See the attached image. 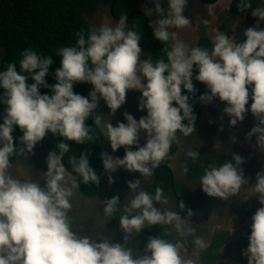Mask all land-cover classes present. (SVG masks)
Wrapping results in <instances>:
<instances>
[{
    "label": "clouds",
    "instance_id": "obj_1",
    "mask_svg": "<svg viewBox=\"0 0 264 264\" xmlns=\"http://www.w3.org/2000/svg\"><path fill=\"white\" fill-rule=\"evenodd\" d=\"M166 2L165 9L162 0H152L157 18L149 21L156 40L175 41L165 48L166 59L141 58V32L129 27L122 14L114 25L101 24L87 36L79 32L73 45L56 50L59 66L51 71L54 83L46 80L53 57L32 48L20 53L19 70L15 62L0 70V264H194L185 255L189 236L196 248L207 249L208 243L195 234L190 219L193 210L188 208L182 217L177 204L168 207L162 187L148 191L141 177L147 180L168 157L178 132L196 133V101L209 104L216 98L225 102L222 113L228 116L230 127L250 112L257 122L245 139L251 142L255 135L254 147L264 152V27L260 26L264 7L251 8V0H239L240 11L251 8V15L258 18L255 24L243 29V39L217 30L209 49L176 40L175 29L190 24L183 14L188 0ZM194 81L203 83L207 91L196 96ZM79 83L91 85L87 95L74 91ZM41 88L49 92L42 93ZM129 90L139 92L137 110L146 115L137 119L124 111V121L113 125L112 117L126 102ZM101 100L106 113L97 110ZM105 114L110 118L105 119ZM89 117L92 125L86 123ZM93 125L107 139L112 153L124 148L123 156L100 153L109 183L118 168L139 173L127 181L131 196L124 203L118 195L101 200L103 215L109 219L122 210L123 242L73 230V195L80 184H98L99 175L84 152L69 156L72 173L63 158L70 150L67 141L80 145L93 139ZM16 128L22 135L15 137L18 143L14 144ZM48 133L62 139L45 157L42 182L30 175H13L10 157L27 159ZM235 141L232 136L231 142ZM214 148L221 151V142H215ZM186 155L193 162L200 157L197 148ZM243 162L244 157L234 152L231 160L207 164L199 177L201 190L221 200L237 195L242 185L249 184ZM251 187L260 207L251 216L248 244L241 255L247 257V264H264V167L256 172ZM178 207L185 210L184 202ZM152 225L169 226L168 232L174 231L177 238L150 236L142 253H134L128 241Z\"/></svg>",
    "mask_w": 264,
    "mask_h": 264
},
{
    "label": "flooded vegetation",
    "instance_id": "obj_2",
    "mask_svg": "<svg viewBox=\"0 0 264 264\" xmlns=\"http://www.w3.org/2000/svg\"><path fill=\"white\" fill-rule=\"evenodd\" d=\"M214 3H207L204 0H188L183 14L192 24H195L194 21L205 17L207 8ZM230 3L231 0L228 7ZM161 7L167 8L166 0H162ZM256 7H264V0H255L251 3V8ZM251 8L238 13L228 10L234 22L231 30H233V34L236 37L242 36L243 29L253 26L258 19L251 15ZM80 12L87 25V34L101 24L114 25L120 15L126 14V24L129 27L135 26L141 32V58L145 59L148 55L151 56L155 38L149 21H154L157 18L152 0H83ZM150 12H154V15L148 16ZM260 26L264 27V21L261 22ZM201 36L208 35L203 34ZM170 44H173L172 40ZM3 57H5V48L0 45V67ZM81 84L88 93L91 85L89 83ZM201 84V93H203L207 89L203 83ZM138 96L139 92L136 90L127 92L126 102L121 105L112 117L111 122L113 125L118 120L124 121L122 115L124 111H128L137 119L142 115H146V111L137 110ZM224 103L216 98L209 104L201 103L200 117L195 123L196 133L194 132L189 136L178 133L175 140L176 148L169 160L165 163H160L154 169L153 175L147 180L141 177L142 186L148 191L154 192L156 187H162L169 198L168 207L175 208L177 204L176 211L182 217L186 215L188 208L193 210L194 215L190 219L196 228L195 234L203 238L208 243V247L207 249L196 248L192 243L193 237L189 236L185 241V255L198 264H220V260L214 257V254L219 257L221 255L226 256L225 264H247V257L241 255V250L246 248L248 244L247 237L250 234L251 216L260 207L256 195H252L251 184L255 183L256 172L264 167V159H260V156L252 150L250 142L245 139V134L257 121L250 112L247 113L244 120L239 122L238 125L242 138L236 140L235 143L231 142V137L224 129V124L228 121L225 120L227 115L222 113ZM250 103L251 99H249ZM97 110L104 113L108 111L103 100L100 101ZM104 118L108 119L110 117L105 114ZM217 121L223 126H217L214 123ZM12 134L14 136V144L18 143L15 137L22 135V132L18 129ZM252 139H255V135ZM144 141V134L141 133L140 143L143 144ZM217 141L222 144L223 149L221 151H217L214 148V144ZM132 147L134 148L135 146ZM196 148L200 153V157L193 162L191 158L187 157L186 152L189 149ZM51 150L47 136H45L37 143L32 154L27 159L23 156L10 157V162H12L11 173L15 176L18 173L17 177L20 178L30 175L32 179H39L42 182V174L40 172L46 170L45 157ZM103 151H107L114 156H123L124 154L123 146L112 153L110 145L105 138L100 148V152ZM234 152L244 157L242 167L245 176L249 178V184L242 185L239 193L229 197L227 200L208 196L199 186V177L203 174L204 167L209 163L218 165L226 160H231ZM185 168L187 169L186 172L184 171ZM164 170L167 171L164 172ZM108 175V173L104 172L102 166L99 174V183L93 194L86 195L80 187L74 193L72 198L73 230H78L81 235H103L110 237L113 241L123 242L124 233L119 226V215L122 214V210L109 219L103 215L101 200L112 195H118L121 203H124L125 198H130L131 196V193H127V181L138 177L139 173L118 168L114 173H111L113 177L112 183H109ZM180 201L184 202L185 210H181L178 207ZM243 203L246 206H243ZM229 221L233 222L231 226H228ZM164 228L166 231L163 230ZM168 228L169 226L164 225L147 226L142 229L141 233L132 237L128 241L127 246L131 247L134 253L141 254L148 237L156 235L154 231H157L158 236L167 234L166 238L176 239L175 232H168ZM231 258L233 263L230 261Z\"/></svg>",
    "mask_w": 264,
    "mask_h": 264
},
{
    "label": "trees",
    "instance_id": "obj_3",
    "mask_svg": "<svg viewBox=\"0 0 264 264\" xmlns=\"http://www.w3.org/2000/svg\"><path fill=\"white\" fill-rule=\"evenodd\" d=\"M204 1L212 4L216 0ZM254 1L251 0V3ZM238 3L239 0H231L229 10L238 13L240 11ZM82 5L83 0H0V45L5 48V57H3L0 70L5 69L9 62H15L17 70H19L20 53L25 48H32L39 54L53 57V64L50 66V73L46 76V80L49 83H54L55 80L51 71L59 66L56 50L63 46L73 45L79 32H84L87 36V25L80 12ZM237 38L243 39V35L237 36ZM170 43L171 40L165 44L155 39L151 59L153 61L158 58L166 59L165 48L171 47ZM197 45L210 48L212 42L208 36H201L197 40ZM194 84L198 89L195 95L198 96L202 91V84L198 81H194ZM40 91L42 93L49 92L45 88H41ZM74 91L87 95L81 83L74 85ZM2 111L3 106H0V112ZM193 111L196 113V123L201 113L199 101L193 104ZM86 123L93 124L91 117ZM92 132L93 139L84 144L77 145L72 141H67L70 144V150L65 154L63 162L69 172H72L68 162L69 156L79 157L80 153L84 152L88 156L90 166L96 169L98 175L100 174L102 168L100 148L104 137L94 125ZM46 136L48 145L52 150H54L55 144L62 139L59 136H53L51 133L46 134ZM175 148L176 142L174 141L168 157L161 163L169 160ZM96 186L97 184L89 183L87 185L80 184L79 187L86 195H90L95 192ZM163 230L166 231L165 228ZM154 234L158 235L157 231H154ZM214 257L219 259L216 254Z\"/></svg>",
    "mask_w": 264,
    "mask_h": 264
},
{
    "label": "rangeland",
    "instance_id": "obj_4",
    "mask_svg": "<svg viewBox=\"0 0 264 264\" xmlns=\"http://www.w3.org/2000/svg\"><path fill=\"white\" fill-rule=\"evenodd\" d=\"M230 0H218L213 5L209 6L207 8V14L205 17H202L199 20H195L192 24L190 22L189 25L175 29L176 31V40L183 41L190 46H198L197 40L201 35H208L210 39L212 40L217 30H222L228 35H234L232 27H233V18L231 17L230 13L228 12ZM154 15V12H150L148 16ZM175 41H173L174 43ZM212 47V46H211ZM211 47L209 49H211ZM195 71V69H194ZM225 120H228V116H225ZM217 126H223V124L217 122H214ZM239 123L235 127H230L228 124V121L224 124V129L227 131L230 137L235 136L236 140H239L242 138V134L240 132V129L238 128ZM220 128V127H219ZM222 129V128H221ZM255 139H252L250 142V146L252 150H254L258 156H260V159H264V152L258 151L255 147ZM255 155V154H253ZM41 163V162H40ZM18 176V173H17ZM243 206H246L245 203L242 204ZM241 205V206H242ZM233 224L232 221L228 222V226H231ZM195 258V256H193ZM226 256H220L219 257V263L225 264ZM233 263V260L231 258L230 260ZM194 264H198L194 261Z\"/></svg>",
    "mask_w": 264,
    "mask_h": 264
},
{
    "label": "water",
    "instance_id": "obj_5",
    "mask_svg": "<svg viewBox=\"0 0 264 264\" xmlns=\"http://www.w3.org/2000/svg\"><path fill=\"white\" fill-rule=\"evenodd\" d=\"M150 236H153V235H150Z\"/></svg>",
    "mask_w": 264,
    "mask_h": 264
}]
</instances>
